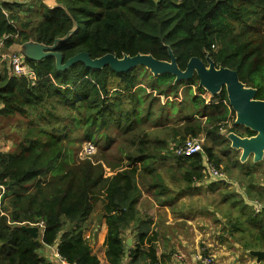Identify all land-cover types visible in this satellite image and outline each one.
Instances as JSON below:
<instances>
[{"label":"trees","instance_id":"obj_1","mask_svg":"<svg viewBox=\"0 0 264 264\" xmlns=\"http://www.w3.org/2000/svg\"><path fill=\"white\" fill-rule=\"evenodd\" d=\"M32 19L36 24L30 27ZM1 39L5 50L16 43L50 47L62 40L55 50L64 62L81 52L91 59L147 54L169 61L171 51L181 70L192 57L206 65L211 60L216 67L234 70L240 82L256 90L255 99L264 100V0H55L51 8L38 0L33 9L6 1L0 4ZM25 63L35 84L10 76L6 64L0 69V116L23 117L29 128L13 151H0V187L13 223L0 217V264H51L38 253L55 244L67 264H100L83 237L97 202L106 225L109 264H122V235L131 225L135 264L160 262L151 245L143 250L155 237L148 234L151 219L136 207L139 179L152 178L149 187L164 195L154 163L167 153L176 160L185 185L206 178L201 154L174 155L167 148L169 134L174 142L203 136V154L215 168L227 157L232 167L246 169L242 175L251 196L254 173L246 167L251 158L240 162L226 135L254 133L234 124L224 90L207 103L196 76L174 82L172 75L153 76L142 66L115 73L108 66L92 70L80 62L57 71L51 57L37 62L25 58ZM148 125L151 131L169 132L154 139L145 130ZM83 141L95 145V160L74 154V144ZM161 149L166 156L159 155ZM105 167L111 175H105ZM221 184L227 187L226 181ZM251 219L254 231L264 236L262 219ZM40 222L37 239L21 228Z\"/></svg>","mask_w":264,"mask_h":264},{"label":"crops","instance_id":"obj_2","mask_svg":"<svg viewBox=\"0 0 264 264\" xmlns=\"http://www.w3.org/2000/svg\"><path fill=\"white\" fill-rule=\"evenodd\" d=\"M11 1L26 3L29 0ZM54 1L48 0V3L54 5ZM252 165L251 171L254 173L253 181H255V172L259 169L262 173L260 174L262 183L255 181L251 196L246 191V186L242 185V183L240 184V188L237 187V190L234 192H228L231 193V198L228 199L224 196L221 201L222 204H228L229 206L223 214L218 209L216 211H208L205 209V206H198L196 210H193V205H187L186 207L185 204H190L194 199L187 194V197L184 194L176 197L171 192L167 200H162L161 198V201L157 202V209L161 211L160 217H154L153 215L149 217L152 224L148 234L154 235V241L149 245L144 243L145 249L143 250H147L151 245L156 260L164 264H202L201 259L204 257H211L213 260L212 264H264V257L257 262L255 257L249 254L250 251H264V236L257 229L254 231L251 226V218L258 215L262 219V226L264 227V160L259 163L252 162ZM185 187L188 189L193 187L214 189V183L205 178L204 180L195 181L191 186L185 185ZM240 189L242 190L241 192H239ZM178 201L181 202L180 204L185 210L183 211V216L177 218V220L186 223L185 225L181 224V227H186L180 231L178 230L181 228L180 225L175 223L177 220L172 219L170 216V211L172 214L176 212V209L171 210L172 202L176 204ZM255 204L261 207L258 213L253 211ZM204 213L208 214V218L211 214L214 216L213 223L217 224V227L213 228L211 224H202L201 220L205 218ZM155 221L157 222L156 227H154ZM197 221L198 223H196ZM192 222H195V226H191L193 228L189 226ZM158 226H162L164 230H158ZM134 233L135 228L133 225L123 231V240L126 243V240L130 239V244L125 245V255L122 264H131L132 262L135 264L137 261V259L133 261V254H135L134 251L136 250ZM105 235L106 225L103 218H101V224L98 223L97 229L95 227H86L83 231V237L89 244L91 254L97 257L100 264H109L105 256ZM225 246L233 247L238 251L236 253L230 252L228 255L224 250ZM56 247L57 244L45 247L40 250L39 254L51 264H59L53 256V251L56 250ZM147 261L149 260L147 259ZM147 261H143L141 264H148Z\"/></svg>","mask_w":264,"mask_h":264},{"label":"water","instance_id":"obj_3","mask_svg":"<svg viewBox=\"0 0 264 264\" xmlns=\"http://www.w3.org/2000/svg\"><path fill=\"white\" fill-rule=\"evenodd\" d=\"M62 40H55L53 46H44L35 42H26L22 45L21 53L26 59L37 62L45 58H53L57 71H64L76 63H82L86 68L100 70L108 66L115 73H126L132 69L142 66L153 76L170 74L174 82L190 80L193 76L198 79V86L210 94L211 97L225 91L228 104L235 114L234 124L249 129L254 133L251 137H240L232 132L226 136L230 142V148L240 151V162H245L252 158V162L259 163L264 158V100L255 99L256 90L246 87L239 81L234 70L216 67L210 60L204 64L200 59L192 57L188 60L184 70H181L176 63V59L169 53V61H160L147 54H137L135 56L124 55L121 58L113 54H105L99 58L91 59L90 56L81 52L65 62L62 55L57 52L56 45ZM21 228L33 239L38 238V228L36 226L22 225ZM130 244V239L126 240V245ZM250 255L259 262L264 257V251H250Z\"/></svg>","mask_w":264,"mask_h":264},{"label":"rangeland","instance_id":"obj_4","mask_svg":"<svg viewBox=\"0 0 264 264\" xmlns=\"http://www.w3.org/2000/svg\"><path fill=\"white\" fill-rule=\"evenodd\" d=\"M37 1L38 0H29L28 2L21 3V4H24L25 6L29 7L30 9H33L34 2H37ZM41 1L42 0H39L40 3H41ZM42 3H43V1H42ZM51 4L52 3H50V4L49 3H43V5H45L46 7H50V8L54 6ZM19 14L22 17L26 15V13H19ZM34 24H36V22L34 21V19H32V21L30 22V27H32ZM28 42H31V41H28ZM23 44L16 43L10 49L5 50L2 48V50L6 53H11L14 50L19 52V50H21ZM203 97L206 99L207 103L210 101V98H211L210 94L205 93L203 95ZM56 112L60 113L58 109H56ZM25 122H26V119H24L23 117H11V118L7 119V118L0 116V151H2V152L8 151L9 152L10 149L13 148L12 151L15 149V144H17L20 140H22L27 135V133L29 132V128L27 127V124ZM226 125L229 128L231 126V123H227ZM145 130H147V131L149 130V132L151 130H153L152 125L146 126ZM151 132H152L151 138L155 139V138H157L156 136H158V137L160 136L161 138H163L164 137L163 134H167L169 132V130H167V132H165L163 129L156 128L154 131H151ZM149 134H151V133H149ZM171 137H172V134H169L168 135L169 139L167 140V145L174 143V140ZM195 138H199L201 140L200 141L201 147L204 144H206V140L204 139L203 136H201V137L199 136V137H195ZM167 148L169 150V145L167 146ZM220 150L221 149H217L218 154H220L219 153ZM73 151H74V154L77 155V157L83 158V157L89 156V157H91L92 160H95L93 158H97V155H98V152L95 149V145H93L90 142H86V141L85 142L83 141L81 143L76 142L74 144ZM234 151H236V150H233L232 152H234ZM237 152H238L237 158L239 160L240 151H237ZM167 154L168 155L166 156V154H164L163 150L161 149L159 151V155H165L166 157L164 159H160L158 157L154 163V168L156 169L155 173L158 174V176L162 180L161 183L166 190L164 195L158 196L156 193L158 189L157 188L155 189L154 187H149V184L153 183L152 178L146 177V181L145 180L141 181V179H139V181H138V186L141 190V197H140V201L136 207L138 208L140 214H142V215L148 214V218L150 217V215H153L154 217H160L161 211H159L157 209V202H160L161 198H162V200H167L168 199L167 197L171 194V192L173 193L172 195H174L176 197H178L180 195L182 196L183 194L185 195V197H187L186 196V194H187L189 197L194 198L193 201L190 202V204H185L186 207H187V205H193L194 206L193 210H196L198 206H203V207L205 206V209L208 211H216L218 209L223 214L226 211V209L229 208L228 204H222L221 203L223 197L227 196L224 194H226L228 192H234L235 190H237V187L240 188L241 183L244 186L247 185L248 180L244 179L243 175H242V172L246 171V169L239 170V168L232 167L233 161H230L227 157H222L223 163L220 167V171L223 175V178L225 179V181L228 184L227 191H226L225 185L221 184V182H223L224 180L212 179L209 176H207L206 179L211 180L212 183H214V189L203 188V187H200V188L193 187L191 189H188L187 187H185V185H184L185 183H183L180 180L182 178H181L180 171L178 169H176V160L173 158L172 154H170V153H167ZM201 156H202V154H201ZM203 158H205L204 154L202 156V159ZM116 159H117V157H115V161H111V162L115 163ZM251 162H252V158L246 162V164H247L246 167L249 166V168L252 169L253 165L251 164ZM123 163L125 164V161ZM225 167H227V169ZM104 169H105V175H111L112 174V172L110 171L109 168L105 167ZM255 174H256L255 175V181L262 183V178L260 176V174H262V173L260 172V170L258 169L257 172H255ZM239 180L241 182H237ZM154 183H156V181ZM184 190H186V191H184ZM241 191L242 190L240 189L239 192H241ZM181 192H182V194H181ZM7 199L8 198H5L4 207H7V204H8ZM174 200H175V198H174ZM180 203L181 202H179V201L176 204L174 202H172V204H171L172 209L171 208L170 209L171 210L176 209V212L174 214H172V212L170 211V216L172 219L177 220V218H181L183 216V211L185 209H184V207H182V205ZM165 207H167V206H165ZM9 210H6L5 212H6V215H7V218H8L10 225H13V223H11V221H10ZM193 212H195V211H193ZM204 214H205V218L202 220L200 219L202 221V224H204V225L211 224V226L213 228L217 227V224L213 223L214 222V220H213L214 216L211 214L208 218V214L207 213H204ZM101 218H102L101 205L99 202H97L93 207L92 214L90 215L89 219L86 221L84 230L86 227L87 228L95 227L97 229L98 223L101 224ZM175 223L179 224L180 227H181V224H184V225L186 224L184 221H178V220L175 221ZM196 223H198V221ZM192 225L195 226V222H192L189 226L191 227ZM156 226H157V222L155 221L154 227H156ZM185 227H181L178 230L180 231L182 228H185ZM191 228H193V227H191ZM162 229H163L162 226H158V230H162ZM86 231H89V230H86ZM224 250L228 255L230 252L236 253L238 251L237 249H235L233 247H231V248L226 247ZM39 253H40V251H39Z\"/></svg>","mask_w":264,"mask_h":264},{"label":"built area","instance_id":"obj_5","mask_svg":"<svg viewBox=\"0 0 264 264\" xmlns=\"http://www.w3.org/2000/svg\"><path fill=\"white\" fill-rule=\"evenodd\" d=\"M11 1V0H0V4L2 2ZM43 3H48V0H42ZM3 64H6L9 68V75L14 77H25L27 79L31 80L32 84H35L34 78H33V70L25 63V58L22 56L21 53L11 52L6 53L2 50V39L0 40V69ZM199 138H187L181 142H174L169 144V150L176 156H191L194 154H202L203 151L200 144ZM202 165L204 168V175L205 177L209 176L212 179H221L224 180L223 175L218 168H215L206 158L202 159ZM206 172V173H205ZM5 203V188L0 187V217L6 216V210L4 207ZM261 207L258 204H255L253 207V211L255 213L260 212ZM7 222L8 218H7ZM10 224V223H9ZM29 226H36L38 228V231L40 233L41 228L43 227V223L40 222L38 224H28ZM38 233V234H39ZM53 256L59 264H67L64 259H62L58 252L57 248L55 251H53ZM212 258L211 257H204L201 259L202 264H212ZM154 264H163L161 262H156Z\"/></svg>","mask_w":264,"mask_h":264}]
</instances>
